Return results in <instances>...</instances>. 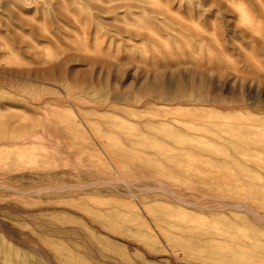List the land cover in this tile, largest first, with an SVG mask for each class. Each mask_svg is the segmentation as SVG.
I'll return each instance as SVG.
<instances>
[{
  "label": "rangeland",
  "instance_id": "obj_1",
  "mask_svg": "<svg viewBox=\"0 0 264 264\" xmlns=\"http://www.w3.org/2000/svg\"><path fill=\"white\" fill-rule=\"evenodd\" d=\"M0 264H264V0H0Z\"/></svg>",
  "mask_w": 264,
  "mask_h": 264
},
{
  "label": "bare ground",
  "instance_id": "obj_2",
  "mask_svg": "<svg viewBox=\"0 0 264 264\" xmlns=\"http://www.w3.org/2000/svg\"><path fill=\"white\" fill-rule=\"evenodd\" d=\"M166 136H167V138H174L175 136H176V133H169V134H166ZM5 141V140H4ZM4 144H8L10 147H14V146H18V147H20L19 145L22 143H16V142H13V143H7V142H3ZM200 146H202V145H200ZM218 155V154H217ZM68 258H70V259H73L72 257H68Z\"/></svg>",
  "mask_w": 264,
  "mask_h": 264
}]
</instances>
